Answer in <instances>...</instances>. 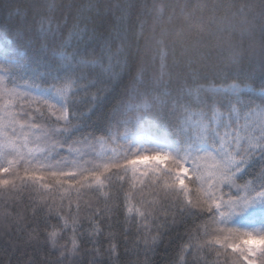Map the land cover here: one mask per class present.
<instances>
[{"label":"snow or ice","instance_id":"obj_1","mask_svg":"<svg viewBox=\"0 0 264 264\" xmlns=\"http://www.w3.org/2000/svg\"><path fill=\"white\" fill-rule=\"evenodd\" d=\"M48 7L55 12L54 4ZM114 7L121 13V27L100 38L101 51L78 50L97 40L96 30L88 27L90 18L82 15L68 39L61 37L56 45L67 49L75 41L77 50L58 53L59 60L54 55V67L43 73L26 54L18 59L5 42L0 59V189L12 196V203L25 188L63 192L71 207L73 192L77 197L104 193L111 199L105 189H115L118 198L124 183L132 180V187L138 183L139 192L155 198L145 202V211L137 210L145 232L150 218L159 231L157 207L173 212V223L175 214L203 221L185 234L189 243L180 246L178 264H200L185 257L204 251L215 253V264H264V0L239 10L246 16L247 9L260 21L259 51L251 50L259 59V81L253 79L254 67H245L237 54L225 67L211 70L210 77L209 70L190 58L175 59L162 41L143 52L134 50L136 34L123 27L127 5ZM224 7L232 6H217ZM164 9L163 4L151 6L157 16ZM39 23L53 39L67 27L53 15ZM101 106L108 113L94 120ZM85 207L94 217L107 219L105 210L91 209V202ZM26 227L17 217L6 234ZM98 233L94 228L88 234L93 256L99 253L98 241L92 239ZM56 236L49 233L53 247ZM154 244V238L150 243L145 236L146 256L155 251ZM71 245L59 249L60 258L79 252L75 235ZM39 248L38 237L23 247L11 240L4 245L9 264L13 254H18L17 264H38ZM108 251L114 254L116 245L110 244ZM92 264H100L99 259Z\"/></svg>","mask_w":264,"mask_h":264},{"label":"trees","instance_id":"obj_2","mask_svg":"<svg viewBox=\"0 0 264 264\" xmlns=\"http://www.w3.org/2000/svg\"><path fill=\"white\" fill-rule=\"evenodd\" d=\"M154 3L165 6L159 16L151 12ZM249 3H258V0H0V59L7 42L9 49L18 54V59L26 54L33 67L41 73L51 70L54 55L59 60L58 53L70 54L77 50L75 41L67 49L56 48V45L61 43V37L68 39L73 23L82 15L90 18L88 27L96 30L97 40L88 46L79 45L78 50L99 52L103 45L100 38L121 27V13L114 7L119 4L127 5L123 10V27L131 29L129 35L138 37V40L134 37V50L143 52L146 46L155 47L158 41H162L169 52L175 54V59L190 58L197 66L209 70L210 77L213 76L211 70L225 67L233 54H237L245 67H254L253 79L259 81V59L252 55L251 50L259 51L260 21L258 17L254 19L247 9L246 16L239 14L241 6ZM53 4L54 13L48 7ZM218 5L232 7L217 8ZM49 15H53L61 25H67L55 39L41 31L39 21ZM141 22H144L142 35ZM17 33L21 35L18 37ZM172 58L170 55V60ZM107 113V106H101L93 119L100 120ZM133 183L132 180L124 183L118 198L115 189H105L111 194V199L104 193L85 192L77 197L73 192L71 207L67 194L63 192L25 188L12 203V196L5 189H0V264H9V256L4 251L6 242L11 240L23 247L33 237L40 241V248L35 252L38 264H58L61 259L62 264H92L93 259H99L100 264H178L180 246L189 243L185 234L189 230L194 232L203 221L193 217L181 220L175 214L177 219L173 223L174 213L161 212L157 207L159 231L150 218L145 232V221L137 210L145 211V202L155 198L147 191L139 192L140 185L137 183L132 187ZM125 195L128 196L127 202ZM88 202H91V209L105 210L107 219L94 217L92 211L85 207ZM116 203L119 207L113 208ZM129 207L133 209L131 212ZM17 217L27 227L23 232L6 234L11 232L8 225ZM65 222L67 227H64ZM94 228H99V233L92 237L98 241V256L89 254L93 245L88 234ZM52 231L57 232L55 247L48 240ZM74 235L79 252H66L65 257L60 258L59 249L64 246L71 249ZM145 236L150 243L155 239V251H149L147 256L142 251ZM197 242L195 238L191 241L193 244ZM110 244L116 245V251L111 255L108 251ZM28 251L33 254L31 249ZM185 258L189 261L199 259L200 264L216 262L215 253L207 251ZM17 260L18 254H13L12 264H17Z\"/></svg>","mask_w":264,"mask_h":264}]
</instances>
